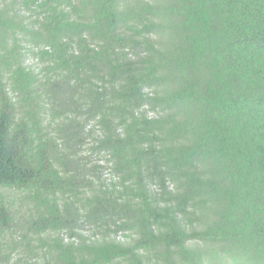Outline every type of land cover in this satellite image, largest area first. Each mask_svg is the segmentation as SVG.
<instances>
[{
    "label": "trees",
    "instance_id": "16d2710c",
    "mask_svg": "<svg viewBox=\"0 0 264 264\" xmlns=\"http://www.w3.org/2000/svg\"><path fill=\"white\" fill-rule=\"evenodd\" d=\"M35 185L29 232L137 238L32 264H264V0H0V187ZM19 231L0 201V261Z\"/></svg>",
    "mask_w": 264,
    "mask_h": 264
},
{
    "label": "rangeland",
    "instance_id": "374dc122",
    "mask_svg": "<svg viewBox=\"0 0 264 264\" xmlns=\"http://www.w3.org/2000/svg\"><path fill=\"white\" fill-rule=\"evenodd\" d=\"M27 65L32 66L38 71L43 69V64L41 62H37L35 59H30L29 62H27ZM92 125L93 124H91V126ZM88 128H90V125ZM47 132L50 136L57 138V125L55 124L52 127L50 126ZM57 142L60 147L64 146V140L58 139ZM93 143L94 140L92 138L88 139L87 144L84 146L83 155H90V147ZM91 159L94 163L108 165L106 159H99L96 155H93ZM102 177L106 180V183L109 184L118 180V177L108 167L104 169ZM53 198H55V196L40 187V185H35L31 189H23L16 186L0 187V201L5 203L7 208L14 212L15 224L18 222L21 227H23L24 234L28 235V239L31 241L30 243L26 241L23 242L22 231L14 233L13 235L6 234L1 238L4 243L3 248L11 250V246L24 247L12 252L11 256L6 258L8 259L5 261L7 263L0 261V264H32L35 260H38L37 258H33L34 256H39V261L45 262V260L48 261L53 257L54 251L57 252L59 247L62 248L69 244L79 245L82 241H87L88 243H92L97 240L101 241L100 239L102 237L108 241H114L118 244H122L125 247H131V244H133L134 240L137 238V234L132 230H120L117 233L111 232L104 237V235H102L103 233H98L96 229L89 225H84L82 228H79L76 235H70L67 229L49 230L47 233L36 235L26 230L25 228L28 226L27 221H32L38 216L45 215L47 205H51L50 200ZM28 244H30V246H28ZM202 247L203 246H194V248H192V253H195L196 250L203 251L202 253H204V256L200 259V261L197 255L195 258L199 261V264H210V262L207 261L209 260L210 254L204 247ZM141 258L144 259V262H146L144 264H156L158 261L152 253H146L144 250H139L136 256V262ZM191 260H193L192 263L197 262L194 260V257Z\"/></svg>",
    "mask_w": 264,
    "mask_h": 264
}]
</instances>
